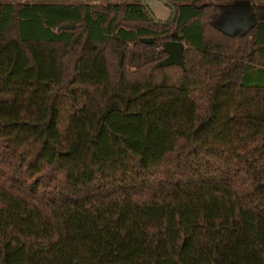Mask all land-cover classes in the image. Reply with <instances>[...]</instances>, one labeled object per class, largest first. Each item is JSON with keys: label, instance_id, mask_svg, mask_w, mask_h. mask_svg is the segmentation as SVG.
Here are the masks:
<instances>
[{"label": "trees", "instance_id": "obj_1", "mask_svg": "<svg viewBox=\"0 0 264 264\" xmlns=\"http://www.w3.org/2000/svg\"><path fill=\"white\" fill-rule=\"evenodd\" d=\"M160 1L0 0V264H264V0Z\"/></svg>", "mask_w": 264, "mask_h": 264}, {"label": "rangeland", "instance_id": "obj_2", "mask_svg": "<svg viewBox=\"0 0 264 264\" xmlns=\"http://www.w3.org/2000/svg\"><path fill=\"white\" fill-rule=\"evenodd\" d=\"M153 17L164 20L169 17L170 7L160 0H143ZM200 4L201 2H196ZM252 15L247 2H239L226 12L217 23L218 27L226 32L244 29L252 22Z\"/></svg>", "mask_w": 264, "mask_h": 264}, {"label": "water", "instance_id": "obj_3", "mask_svg": "<svg viewBox=\"0 0 264 264\" xmlns=\"http://www.w3.org/2000/svg\"><path fill=\"white\" fill-rule=\"evenodd\" d=\"M140 2L142 5H144L143 0H140ZM152 18L154 17L152 16ZM63 26L71 28V24H65ZM144 41L150 43L151 39L148 38V39H145ZM161 49L165 53V56L161 60L155 63L156 67L177 65L182 70L184 69V65L182 61L183 44L181 41L167 40L163 42Z\"/></svg>", "mask_w": 264, "mask_h": 264}]
</instances>
